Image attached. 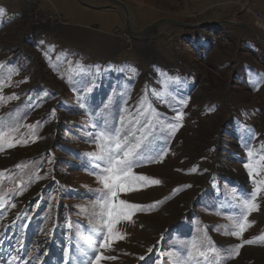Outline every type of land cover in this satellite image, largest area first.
Here are the masks:
<instances>
[{
  "label": "rangeland",
  "instance_id": "rangeland-1",
  "mask_svg": "<svg viewBox=\"0 0 264 264\" xmlns=\"http://www.w3.org/2000/svg\"><path fill=\"white\" fill-rule=\"evenodd\" d=\"M120 1L135 31L158 19L190 25L160 22L133 35L118 5L78 0L108 27L80 28L85 41L65 45L41 31L67 23L50 0H0V124L8 133L0 264H90L94 252L115 257L100 264H187L193 241L214 242L226 256L253 238L219 264H264V193L242 237L225 234L255 187L247 152L264 149V45L242 26L206 24L243 22L264 39L244 8L250 0ZM179 111L182 127L171 135ZM116 130L131 143L144 137L133 172L150 180L120 193L142 206L115 226L123 238L93 248L100 134ZM12 139L19 143L10 147Z\"/></svg>",
  "mask_w": 264,
  "mask_h": 264
},
{
  "label": "snow or ice",
  "instance_id": "snow-or-ice-1",
  "mask_svg": "<svg viewBox=\"0 0 264 264\" xmlns=\"http://www.w3.org/2000/svg\"><path fill=\"white\" fill-rule=\"evenodd\" d=\"M4 15L5 10L0 8V17ZM2 87L3 84L0 83V89ZM14 98H16L15 94L10 97V99ZM0 100H3L2 96H0ZM183 103L186 104L187 101H183ZM183 115L182 111L177 112L175 116L177 123L168 125L171 135H174L182 127L181 121ZM150 127V123L145 124L139 131L143 132L144 129ZM128 135H132V133H128ZM100 139L102 141L99 144V160L101 163L97 167L101 171L97 174V181L102 186L98 202L100 208L98 216L101 227L97 228L95 232L90 233L88 244L93 248L98 245L100 249H108L112 242L123 238L122 235H119L115 231V226L121 220H130L132 215H134V211L142 208L140 205L120 199V193L137 190V185L141 184V182H148L150 178L144 175H137L133 172V168L139 165V158L142 155L143 145L140 141L144 139L143 136L140 138V141L131 143L127 136L121 137L120 131L116 130L115 134H112L111 131L107 133L101 132ZM7 140L8 133L4 131V125L0 124V148L3 147V144ZM17 143L19 141L12 139L9 146H16ZM23 143H27V141H23ZM166 154V152L160 153V159L162 160ZM247 155L249 159L245 162L244 167L247 169L248 175L255 187L250 194L244 195L241 199L240 212L236 217L232 218L233 227L225 230V234H231L237 239H240L250 226L249 215L252 212L259 211L261 206L258 203V198L261 193H264V149H261L259 152L248 150ZM151 162H156V160L153 159ZM151 183L159 184L160 181L151 179ZM186 187H190V185ZM0 206H2V198H0ZM261 239H264V234H262ZM255 242L256 238L244 240L242 243L235 245L229 255L221 256L222 246L218 248L214 242L205 244L203 241H193L187 248V264H192V261H195L196 264H200V261H204V264H212L214 258H218L217 264H219L222 260L235 258V255L239 254V250L244 244ZM149 251H152V249H149ZM106 259L111 260L115 259V257L104 256L102 252H94L90 264H100L101 261Z\"/></svg>",
  "mask_w": 264,
  "mask_h": 264
},
{
  "label": "crops",
  "instance_id": "crops-1",
  "mask_svg": "<svg viewBox=\"0 0 264 264\" xmlns=\"http://www.w3.org/2000/svg\"><path fill=\"white\" fill-rule=\"evenodd\" d=\"M56 12L61 18L67 22L66 24H57L43 26L42 33H49L52 37H56L60 42L67 44H79L77 39L80 38V28L86 26H97L100 29H106L107 21L103 18V14L97 15L95 11L92 13L91 9L84 7L78 0H50ZM217 1V0H215ZM244 1V0H243ZM249 1V0H247ZM252 7L264 10V0H250ZM252 18V16H251ZM69 23V24H68ZM115 20L108 22V24H115ZM254 23V22H252ZM79 35V36H78ZM85 41L81 39L79 42Z\"/></svg>",
  "mask_w": 264,
  "mask_h": 264
},
{
  "label": "water",
  "instance_id": "water-1",
  "mask_svg": "<svg viewBox=\"0 0 264 264\" xmlns=\"http://www.w3.org/2000/svg\"><path fill=\"white\" fill-rule=\"evenodd\" d=\"M116 5H118L123 13H124V16H125V25H126V29L131 32V33H140L142 31H145V30H148L150 29L152 26L156 25L157 23H160V22H171V23H176V24H181V25H190L188 23H185V22H180V21H175V20H171V19H158L156 21H154L153 23H151L150 25L146 26L145 28H143L141 31L139 32H136L134 31L131 26H130V18H129V12H128V9L126 8V5L119 1V0H108ZM222 23H225V24H232V25H238V26H242L244 28H246L253 36L254 40L260 44H263L264 45V39H260V37L258 36V34L250 27L248 26L247 24L243 23V22H233V21H227V20H224V21H218V22H211V23H206L208 26H211V25H218V24H222ZM195 25V24H193Z\"/></svg>",
  "mask_w": 264,
  "mask_h": 264
},
{
  "label": "built area",
  "instance_id": "built-area-1",
  "mask_svg": "<svg viewBox=\"0 0 264 264\" xmlns=\"http://www.w3.org/2000/svg\"><path fill=\"white\" fill-rule=\"evenodd\" d=\"M241 1V0H239ZM241 3H244V1H241ZM241 6H243L242 4H240ZM244 8L249 9V11L251 12V15L254 19V23L257 25V22H260L261 25H257L260 27H264V10H260L256 7H252V5L250 3H247L244 5Z\"/></svg>",
  "mask_w": 264,
  "mask_h": 264
},
{
  "label": "bare ground",
  "instance_id": "bare-ground-1",
  "mask_svg": "<svg viewBox=\"0 0 264 264\" xmlns=\"http://www.w3.org/2000/svg\"><path fill=\"white\" fill-rule=\"evenodd\" d=\"M120 1V0H119ZM122 2V1H121ZM125 4V3H124ZM126 5V4H125ZM245 5V4H244ZM126 8H127V6H126ZM128 9V8H127ZM129 12V11H128ZM258 24H260V22H257ZM261 25V24H260ZM152 28H153V26H152ZM207 28H209V27H207ZM142 30V29H141ZM141 30H139V31H141ZM149 30V29H148ZM135 31V30H134ZM139 31H136V32H139ZM147 30H145V31H142V32H140L139 33V35L140 34H143V33H145ZM133 35H135V34H138V33H132Z\"/></svg>",
  "mask_w": 264,
  "mask_h": 264
}]
</instances>
